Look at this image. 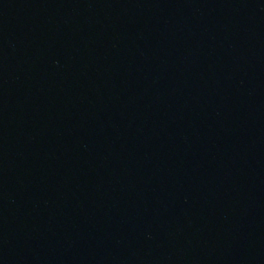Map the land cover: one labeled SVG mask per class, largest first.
Masks as SVG:
<instances>
[{"label":"water","instance_id":"1","mask_svg":"<svg viewBox=\"0 0 264 264\" xmlns=\"http://www.w3.org/2000/svg\"><path fill=\"white\" fill-rule=\"evenodd\" d=\"M0 264H264V0H0Z\"/></svg>","mask_w":264,"mask_h":264}]
</instances>
